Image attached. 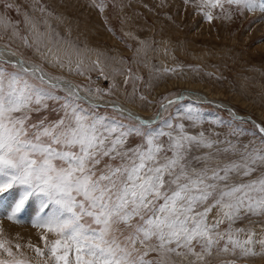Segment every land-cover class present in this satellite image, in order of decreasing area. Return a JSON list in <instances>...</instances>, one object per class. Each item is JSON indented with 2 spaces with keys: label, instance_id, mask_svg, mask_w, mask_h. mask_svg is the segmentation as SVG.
<instances>
[{
  "label": "snow or ice",
  "instance_id": "1",
  "mask_svg": "<svg viewBox=\"0 0 264 264\" xmlns=\"http://www.w3.org/2000/svg\"><path fill=\"white\" fill-rule=\"evenodd\" d=\"M200 7L209 21L231 19L233 7L240 15L264 13V0H201ZM43 23L45 30L26 17L22 34L0 16V38L11 28L0 45V198L15 197L8 219L40 197L43 218L34 226L57 237H41L54 264H243L264 257V139L241 147L229 139L236 129L223 139L217 131L193 134L189 127L206 120L191 104L163 121L129 111L137 123L128 124L101 114L99 102L112 89L93 90L45 69L44 63L78 75L89 70L79 46ZM93 64L103 74L99 61ZM109 105L124 115L123 107ZM211 123L224 127L220 119ZM133 136L141 143L130 147ZM200 150L206 151L193 155ZM0 249L7 256L0 254V264H28L3 240Z\"/></svg>",
  "mask_w": 264,
  "mask_h": 264
},
{
  "label": "rangeland",
  "instance_id": "2",
  "mask_svg": "<svg viewBox=\"0 0 264 264\" xmlns=\"http://www.w3.org/2000/svg\"><path fill=\"white\" fill-rule=\"evenodd\" d=\"M8 4L13 7L8 8ZM97 5H103L104 11L101 12ZM200 5L201 0H188L187 3L185 0H0V16L18 26L22 34L28 31L26 17L36 21L41 30H45L43 22L47 20L52 29L79 46L80 58L89 70L78 75L75 71L52 69L44 63L45 69L93 90L99 88L107 92L112 89L114 94L106 96L105 100L122 102L139 115L153 116L162 103L190 90L219 99L237 113L251 115L264 126V13L257 9L240 15L233 7L231 19L209 21ZM214 16H219V9L214 10ZM10 35L11 28L0 38V45ZM18 45L16 41L13 46ZM33 59L41 63L38 57ZM76 59L74 56L73 60ZM97 60L103 74L93 64ZM129 75L131 79L125 84ZM113 84L116 85L114 89ZM142 95L147 99L141 100ZM189 104L199 109L206 120L200 127H189L193 134L200 130L217 131L222 133L220 138L223 139L224 134L236 129L239 134L229 139L241 147L252 141L260 145L264 139L251 122L234 119L228 111L190 99L170 105L160 121L175 117L177 109ZM99 111L116 115L128 124L137 123L104 106ZM43 115H48L50 120L57 118L55 112ZM216 119L222 120L224 127L211 123ZM185 123L190 125L191 122ZM139 143L140 137H130V147ZM203 151L206 150L194 151L193 155ZM193 166L201 165L193 162ZM14 198H0V240L28 264H45V261L54 264L41 237L46 235L49 242L57 237L34 226L35 221L43 218L39 212L41 198H33L17 214L16 220H10L8 215ZM51 207L46 211L50 212ZM5 220L30 227L35 238L25 239L9 233ZM36 247L44 249L43 257L37 255ZM0 254L7 258L2 249ZM243 264H264V257H249Z\"/></svg>",
  "mask_w": 264,
  "mask_h": 264
},
{
  "label": "water",
  "instance_id": "3",
  "mask_svg": "<svg viewBox=\"0 0 264 264\" xmlns=\"http://www.w3.org/2000/svg\"><path fill=\"white\" fill-rule=\"evenodd\" d=\"M187 94V92L185 93V92H181V93H179L178 95H175L173 98H171L170 100H176V98L177 97H179L180 98V100H183V99H185V98H187V99H189V98H191L190 96L192 95V94H197V93H193V92H191V94H190V92L188 93V96L186 95ZM197 95H199L200 97H202V100L204 101V102H208V103H211V104H213V105H215L216 107H221V108H223V109H227V104H225V103H223L222 101H218V102H214V101H211L210 99H208L207 97H206V95H202V94H197ZM202 101V102H203ZM103 106H106V107H109V108H111V106L109 105V103H101ZM116 104H118V105H120L121 107H122V105L119 103V102H116ZM168 105V101L167 102H165L164 104H161L160 105V108H159V110H158V112H157V114H156V117L155 118H144L143 116H140V115H134L133 114V116H139V117H141V118H143V119H148V120H153V121H156L157 119H159L160 118V114H161V110L165 107V106H167ZM231 109V113H232V116L233 117H235V118H237V119H239V120H245L246 122L247 121H249V122H251L252 124H254L255 125V127H256V125L257 124H259V125H261L260 123H258L254 118H252V116L251 115H244V114H240V113H237L233 108H230ZM233 114H235V115H233ZM261 126H263V125H261Z\"/></svg>",
  "mask_w": 264,
  "mask_h": 264
},
{
  "label": "bare ground",
  "instance_id": "4",
  "mask_svg": "<svg viewBox=\"0 0 264 264\" xmlns=\"http://www.w3.org/2000/svg\"><path fill=\"white\" fill-rule=\"evenodd\" d=\"M263 46V45H262ZM185 93L187 92V96H188V93L190 92V94H191V92H195V91H190V90H188V91H184ZM195 93H197V94H202V93H198V92H195ZM81 95H87L86 93H84V92H81ZM206 95V94H205ZM196 96H199V95H196ZM200 97V96H199ZM208 97V96H207ZM208 99H210L211 101H214V102H218V101H221V100H215V99H213V98H209L208 97ZM184 100V99H183ZM109 101L110 100H105L104 99V101H100L101 103L102 102H104V103H109ZM179 101H182V100H179ZM95 102V101H94ZM111 102H114V101H111ZM223 102V101H222ZM224 103V102H223ZM225 104H227V103H225ZM125 108H126V110H129L132 114H134V115H139L135 110H133L132 108H129V107H127L126 105H124V104H122ZM167 106H170L169 104L167 105ZM230 108H233V107H231L230 105H228L227 104V109H225L226 111H228L230 114H232L231 113V109ZM234 109V108H233ZM235 110V109H234ZM125 115H127V114H125ZM243 121H245V120H243ZM259 123V122H258ZM4 225H5V228L7 229V231L9 232V233H11V234H13V235H18V236H21V237H23V238H25V239H29V238H35V233H33V230L30 228V227H24V226H17V225H14L13 223L11 224V222H8V221H4Z\"/></svg>",
  "mask_w": 264,
  "mask_h": 264
}]
</instances>
